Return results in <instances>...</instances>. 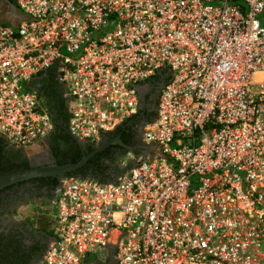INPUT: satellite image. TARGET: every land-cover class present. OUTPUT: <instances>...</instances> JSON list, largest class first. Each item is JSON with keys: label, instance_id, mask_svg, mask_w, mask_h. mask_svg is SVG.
Masks as SVG:
<instances>
[{"label": "built area", "instance_id": "2783aa9c", "mask_svg": "<svg viewBox=\"0 0 264 264\" xmlns=\"http://www.w3.org/2000/svg\"><path fill=\"white\" fill-rule=\"evenodd\" d=\"M0 23V136L54 128L34 79L55 66L67 130L99 144L140 117L164 67L141 151L111 182L65 178L40 264H264V0H11ZM142 85V84H141Z\"/></svg>", "mask_w": 264, "mask_h": 264}, {"label": "flooded vegetation", "instance_id": "af4514ba", "mask_svg": "<svg viewBox=\"0 0 264 264\" xmlns=\"http://www.w3.org/2000/svg\"><path fill=\"white\" fill-rule=\"evenodd\" d=\"M34 84L38 87L40 92L43 93L42 80L38 79L34 82ZM161 85L162 83L156 82H149L146 84V86L144 84L145 98L149 101L150 110L152 112H155L156 110L157 99ZM146 120L147 117L144 115L140 117H134L130 119V121L124 126H122L119 132L115 134H106L105 137H103V141L114 139L124 132L123 139H127L134 143L135 148L133 147V149L138 151L142 143L141 128ZM61 129L62 131L58 130L59 135H62V133H67V128L64 123L62 124ZM73 139L76 141L75 138ZM54 143L55 142L51 141L47 135L45 138L46 149L41 153L31 154L28 152L27 147L13 145L0 136V160L3 161V164H7L8 159H10L13 163L18 165L26 160L28 163V168L55 163V159L50 147L51 144L54 145ZM101 143L102 141L96 146L101 145ZM114 144L119 143H109L102 149L103 151L105 150V153L101 154L99 157V159L104 162V165H108L107 169L104 170L103 167L99 168L96 164L92 165L93 168L91 170H93V172L99 178L108 179L109 177L107 176L114 175L110 174L111 171H115L117 169L119 170H117L118 173L121 171L120 159L122 156H124L125 152L124 150L115 147ZM125 144L126 143L119 145L126 147L127 144ZM107 148L108 150H106ZM102 150L98 152H103ZM109 154L116 157L112 162H110L111 158H109ZM48 177L50 176L28 178L0 187V233L2 237L0 241V264H40L41 258L43 256L42 253H44L43 251L45 247H47L52 236L49 237L46 230L38 229L34 225V217L29 218L28 216H21L18 214V211L21 207L30 203L35 204L39 201L49 202L51 199L49 198V194L52 193L53 195L54 190H51L49 184L51 180ZM41 224H43V222H41ZM93 264L117 263L113 258H107L100 259Z\"/></svg>", "mask_w": 264, "mask_h": 264}, {"label": "trees", "instance_id": "16d2710c", "mask_svg": "<svg viewBox=\"0 0 264 264\" xmlns=\"http://www.w3.org/2000/svg\"><path fill=\"white\" fill-rule=\"evenodd\" d=\"M9 1L12 3L11 0H9ZM170 78H171L170 69L168 67H164L157 75H155L154 77L148 79L147 81H145L143 83H140V85L141 84L144 85V84L149 83V82H154V83L156 82V83L164 84V83L168 82V80ZM38 79H41L43 82V87H42L43 93L42 94L45 96V99L51 108L50 112L52 115V119L54 121V128H53L54 130H52L50 132V134H48V138H50L51 141L55 142L54 145L51 144V146H50L52 154H53L54 159H55V163L56 164H65V163H69V162L70 163L76 162L81 158L83 153H88V152L92 151L96 145L87 142V143H84V145L81 148L79 146V144L71 137L68 130H67V133H64V134L62 133V135L58 134V130L62 131L61 126L63 123L66 125V128H67V124L69 121V113L67 111L65 100L63 98V91H64L63 86L59 83V81L57 79L56 67L52 66L48 70H46V72L44 74L38 75L34 79V82L37 81ZM142 115L147 117L146 121H149L155 115V112H152L150 110L149 101L146 98H144V104L142 105V110L140 112V116H142ZM126 123H127V121H125L121 126L116 128V130L111 132V133L115 134V133L119 132L121 130V127L124 126ZM111 133H108V134H111ZM123 136H124V132H122L119 137L123 141V143L127 144V145L125 144L126 147H123L122 145H119V144H114V146L120 148L121 150H124V152L126 154L128 152V150H130L128 147H130V148L134 147L135 148V144L132 143L131 141L127 140V139H123L124 138ZM46 142H47V139H46ZM106 150H108V148ZM103 153H105V150L103 152H100V153L98 152L97 154L93 155L87 161V163L83 167H81L80 169L67 173V178H70V177L92 178V179H97L99 181H106L107 179L99 178L93 172V170H91L93 168L92 165H94V164H96L99 168L103 167L104 170L108 168V165H104V162L99 159L100 155ZM109 158H111L110 162H112L113 160H115L116 157L109 154ZM127 167H129V166H127ZM27 168H28V163L26 160L23 161L22 163H20L19 165L13 163L10 159H8L7 164H3V161L0 160V174L13 172L15 170L27 169ZM117 170L111 171L110 174L118 175L121 171L118 173L119 170L118 171ZM110 174H108V175H110ZM110 176H107V177L110 178ZM48 178H50V180H51L49 184H50L51 190L53 191L57 187V185L59 184V181L57 178H52V177H48ZM32 180H34V179H32ZM51 196H52V193L49 194V198H51ZM42 218L43 217L39 218V216H37L33 220V223L38 229L46 230L49 222L47 221V225H46L45 219L42 220ZM41 222H43V224H41ZM47 234L49 237H51L52 231H49ZM1 238L2 237H1V233H0V241H1ZM45 249H46V247H45ZM45 249H44V251H45Z\"/></svg>", "mask_w": 264, "mask_h": 264}, {"label": "water", "instance_id": "95a60500", "mask_svg": "<svg viewBox=\"0 0 264 264\" xmlns=\"http://www.w3.org/2000/svg\"><path fill=\"white\" fill-rule=\"evenodd\" d=\"M138 91H139L141 104L143 105L144 98H145L144 85H139ZM103 137H105V135ZM76 141L79 144V146L82 148L85 142H82L77 139ZM111 142H118L119 144H123L119 136H117L114 139H111L108 141L102 140L101 145L96 146L92 151L88 153H83L81 158L78 161L73 162V163H70V162L65 163V164L50 163L48 165L31 167V168H27L23 170H17L14 172L0 174V187L6 184H9V183L15 182V181L25 180L28 178L43 177V176H50V177L57 178L58 181L60 182L61 180L67 178V173L76 171L80 169L81 167H83L87 163V161L90 159L91 156H93L96 152L102 150L105 146H107ZM128 148L131 151L133 150V148H130V147ZM134 164H135V161H132L130 163V166ZM116 176L118 175H114L108 178L106 181L107 182L114 181V179H116Z\"/></svg>", "mask_w": 264, "mask_h": 264}, {"label": "rangeland", "instance_id": "374dc122", "mask_svg": "<svg viewBox=\"0 0 264 264\" xmlns=\"http://www.w3.org/2000/svg\"><path fill=\"white\" fill-rule=\"evenodd\" d=\"M12 3L9 0H0V23L1 24H10V22L8 21L7 17L11 16V9H12ZM261 22H264V13L262 15H260L259 17ZM46 149V146L44 145H35L33 147L28 148V152L31 154H36V153H41L43 152V150ZM141 151H138V153H140ZM129 162V165L130 166ZM128 167H124L121 165V172L119 174H121L123 172V170L125 171ZM118 174V175H119ZM55 212V208H51L49 207L48 201H39L35 204H28V205H24L23 207L20 208V210L18 211V214L21 216H28L29 218L34 217L33 219H35L37 216L43 217L42 220L45 219L46 221V225H47V221L48 223V227L46 229V232L52 231V223H51V215L54 214Z\"/></svg>", "mask_w": 264, "mask_h": 264}, {"label": "crops", "instance_id": "0c3cea01", "mask_svg": "<svg viewBox=\"0 0 264 264\" xmlns=\"http://www.w3.org/2000/svg\"><path fill=\"white\" fill-rule=\"evenodd\" d=\"M13 4V3H12ZM21 18H23V15L22 13L15 7V5L13 4L12 5V9H11V16L7 17L8 21L10 23H15L17 22L18 20H20ZM147 84V83H146ZM145 84V86H146ZM32 86H35L34 84V81H32L31 83ZM47 103V101H46ZM48 105V108H49V111H51V108L49 106V104L47 103ZM51 113V112H50ZM52 116V115H51ZM45 146V144H44ZM107 258H111L110 256H107L106 258H103V257H94V256H88L86 259H84V261L82 262V264H93L95 263L96 261H99L100 259H107Z\"/></svg>", "mask_w": 264, "mask_h": 264}]
</instances>
